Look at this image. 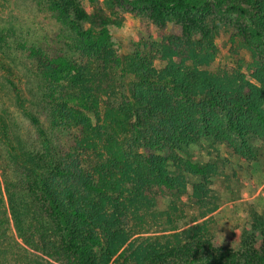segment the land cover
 Listing matches in <instances>:
<instances>
[{
  "label": "trees",
  "instance_id": "obj_1",
  "mask_svg": "<svg viewBox=\"0 0 264 264\" xmlns=\"http://www.w3.org/2000/svg\"><path fill=\"white\" fill-rule=\"evenodd\" d=\"M31 1L58 30L26 41L0 23V73L36 137L0 109V236L33 246L35 263L264 264V209L250 208L237 245L218 243L216 164L189 152L207 142L257 159L264 0ZM127 13L146 34L122 55L110 30ZM224 47L230 66L215 64ZM22 70L40 82L45 121Z\"/></svg>",
  "mask_w": 264,
  "mask_h": 264
},
{
  "label": "rangeland",
  "instance_id": "obj_2",
  "mask_svg": "<svg viewBox=\"0 0 264 264\" xmlns=\"http://www.w3.org/2000/svg\"><path fill=\"white\" fill-rule=\"evenodd\" d=\"M218 18L228 19V16L220 15ZM0 23L8 26L19 25L21 39L26 41L36 40L41 36L42 38L47 37V42L50 43L51 38L58 30L54 21L44 14L37 13L31 0H0ZM110 31L122 55L132 53L146 34L140 20L129 13L125 14V21L121 27L111 28ZM168 31L177 33L178 29L169 24ZM219 43H222V40H219ZM231 63L229 47H224L215 64L230 66ZM156 65L163 67L165 63L158 60ZM21 78L30 106L45 121L46 111L35 96L39 90L40 82L24 70L21 71ZM9 92L6 78L0 73V109H8L16 117L22 129L26 131L25 136L33 141L36 138L35 132L30 129L28 122L15 108ZM252 142L257 155V159L254 161H245L240 157L229 155L225 147L218 144L212 145L205 142L189 148V152L195 160L216 164L217 172L212 179V189L218 205L215 225L218 234L217 241L220 244L234 241L237 245L241 235L240 226L247 225L250 221V208L254 207L258 211L264 209V143L258 140ZM0 151L2 150L0 149ZM6 168L4 171L10 173L8 167ZM1 169L0 165V175L2 174ZM188 192L191 193L190 186ZM187 201V195H182L179 200L177 199L179 204H184ZM169 204L170 198L163 197L159 209L165 210ZM187 212L192 214L194 208L187 207ZM34 249L16 233L7 230L0 236V264H50L46 261L42 263L28 261L27 256L39 257V254H34ZM40 256H42L41 253Z\"/></svg>",
  "mask_w": 264,
  "mask_h": 264
}]
</instances>
